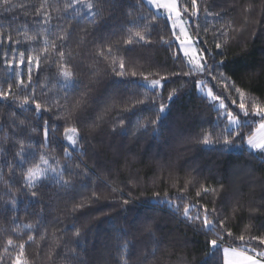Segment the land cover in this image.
I'll use <instances>...</instances> for the list:
<instances>
[{"label": "trees", "instance_id": "16d2710c", "mask_svg": "<svg viewBox=\"0 0 264 264\" xmlns=\"http://www.w3.org/2000/svg\"><path fill=\"white\" fill-rule=\"evenodd\" d=\"M88 1L0 0V264L264 252V152L244 144L264 111V0H179L201 71L145 0ZM43 158L54 171L30 184Z\"/></svg>", "mask_w": 264, "mask_h": 264}, {"label": "rangeland", "instance_id": "374dc122", "mask_svg": "<svg viewBox=\"0 0 264 264\" xmlns=\"http://www.w3.org/2000/svg\"><path fill=\"white\" fill-rule=\"evenodd\" d=\"M91 1V0H90ZM147 4L158 14L165 16L171 26L174 34V40L178 43L179 48L186 59L187 63L196 71L203 70L205 63L202 52L198 47V40L194 37L189 29V17L183 15L182 9L179 7V0H145ZM73 7L79 8L84 12H92V2L88 0H73ZM72 77L70 73L62 72L58 76V84L61 86H69ZM142 83L149 87H157L161 84L160 79L143 80ZM201 83V82H199ZM198 83V84H199ZM201 91L209 99L215 100L208 87L201 85ZM216 107H223L221 102H216ZM226 113V112H225ZM264 111L259 109L257 112L258 120H256L251 135L246 137L244 144L248 149L264 152ZM228 126L230 129L237 127L240 123L238 117L228 114ZM64 140L71 147L75 146L77 133L73 129H68L65 133ZM239 145H236L237 147ZM48 161L43 158L36 166L29 169L26 173V179L30 184L38 182L54 169H48ZM217 243L212 242V246ZM224 264H264V252H254L243 247H233L224 245L222 247ZM15 264H23L21 259H17Z\"/></svg>", "mask_w": 264, "mask_h": 264}]
</instances>
